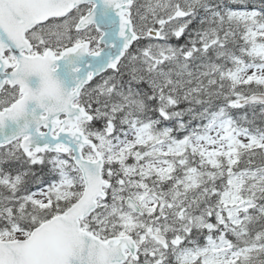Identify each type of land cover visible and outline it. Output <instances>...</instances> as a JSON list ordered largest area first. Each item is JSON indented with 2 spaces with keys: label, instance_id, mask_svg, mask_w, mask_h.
<instances>
[{
  "label": "snow or ice",
  "instance_id": "6c2138e0",
  "mask_svg": "<svg viewBox=\"0 0 264 264\" xmlns=\"http://www.w3.org/2000/svg\"><path fill=\"white\" fill-rule=\"evenodd\" d=\"M0 264H264V0H0Z\"/></svg>",
  "mask_w": 264,
  "mask_h": 264
}]
</instances>
